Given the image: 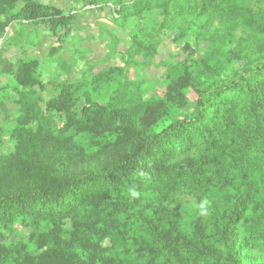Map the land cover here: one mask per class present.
Wrapping results in <instances>:
<instances>
[{"label":"trees","instance_id":"16d2710c","mask_svg":"<svg viewBox=\"0 0 264 264\" xmlns=\"http://www.w3.org/2000/svg\"><path fill=\"white\" fill-rule=\"evenodd\" d=\"M74 3L0 0V264H264V0Z\"/></svg>","mask_w":264,"mask_h":264},{"label":"rangeland","instance_id":"374dc122","mask_svg":"<svg viewBox=\"0 0 264 264\" xmlns=\"http://www.w3.org/2000/svg\"><path fill=\"white\" fill-rule=\"evenodd\" d=\"M44 3H51L53 5L59 6L63 8L64 10H68L72 6H76L77 4L74 3V0H42ZM78 6V5H77ZM74 8V7H73ZM79 21L77 22V30L73 37L71 38V41L69 44L70 46L68 49H71L64 53L66 59H70L72 57V50L75 47H80V49H83V51L87 52V58L89 61L95 63V62H101V60L106 56L108 52L107 43L111 40L110 33L113 30H116L118 28V25L115 23V15L113 12H111L110 7L106 8L105 11L100 13H91L88 11H78L77 13ZM43 29V32L45 33L46 30ZM16 30H20L19 27L11 28L9 33V36H13ZM119 35H121L122 38V45L120 49L122 51H125V46L129 43V36L125 35L122 30L119 31ZM69 38V39H70ZM73 38V40H72ZM39 37H35V40H38ZM68 39V40H69ZM56 41L53 38L47 39L45 44L38 49V51L34 50H28L29 54L31 56H39L41 59L46 56V54L49 51V47L53 45ZM13 49L11 52L6 53L5 58L12 59L14 62L18 60V58L21 56V52L12 47ZM14 53V54H13ZM185 58V55L181 53L179 49H176L171 41L165 42L160 50L159 54L156 57V63L163 61L165 59H173V61L179 62ZM87 63V64H86ZM82 64V68L88 67L90 64L89 62H86ZM103 69V66L100 65L96 69V73H100ZM78 71V70H77ZM163 73L164 68H156L152 67L148 69L145 74L146 76L151 79L153 77L162 80L163 79ZM74 77L79 78L80 74L79 72H74ZM6 78H1L2 82H5ZM163 87L159 86L157 89V93L161 95L163 93ZM10 107L12 105L10 104Z\"/></svg>","mask_w":264,"mask_h":264},{"label":"built area","instance_id":"2783aa9c","mask_svg":"<svg viewBox=\"0 0 264 264\" xmlns=\"http://www.w3.org/2000/svg\"><path fill=\"white\" fill-rule=\"evenodd\" d=\"M110 7H112V6H110Z\"/></svg>","mask_w":264,"mask_h":264}]
</instances>
